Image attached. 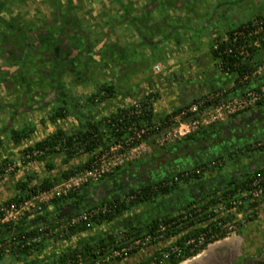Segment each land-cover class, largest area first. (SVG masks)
Masks as SVG:
<instances>
[{
    "label": "rangeland",
    "instance_id": "obj_1",
    "mask_svg": "<svg viewBox=\"0 0 264 264\" xmlns=\"http://www.w3.org/2000/svg\"><path fill=\"white\" fill-rule=\"evenodd\" d=\"M7 1L3 2L4 11H0V17L24 14L26 20L32 17H37V22L55 20L49 0ZM98 1L89 3L84 0L79 5L81 10L78 6L74 8V5L66 7L73 18L63 20L69 33L75 29L91 40H103L98 45L100 51L95 55L98 60L93 61L91 72L86 76L81 75L85 79L82 87L66 90L69 103L61 111L65 114L64 119H49L57 106L49 101L50 96L46 95L48 87L42 84L37 74L34 82L17 78L22 82L19 84L21 86L13 88L14 96L5 99L6 103L0 106V208L9 203L17 205L15 218L8 216L10 222H0V264H37L63 250L124 230L129 225L166 214L179 215L188 210L191 211L189 215H194L197 221H217L219 229L228 231L222 239L208 243L195 256H207L210 251L217 256L223 250L240 244L239 257L233 264H256L255 258H264V192L256 196L254 187L247 184L242 191L238 190L232 195L230 190L234 184H228L231 181L240 183L247 179L250 172L264 167V136L254 140L247 148L237 147L185 166L182 169L185 171L183 178L191 177L194 173L200 174V177L181 182L165 196L126 210L110 222L95 225L93 221L99 214L109 211L106 199L97 198L103 193V188L115 189L121 173L149 165L160 174L155 181L170 183L169 177L176 171L175 164L164 162V159L173 158L172 148L179 147V153H182V147L199 139L201 133H212L231 120L242 116L246 118L250 113L264 110V0L249 1L251 14L257 11L262 14V20L256 19L258 13L255 18L250 15L248 22L251 23L238 34L235 33L247 49V54L238 55V58L243 62L250 61L252 68L242 78L226 72L219 58L211 55L212 49L229 40L226 32L216 30L209 34L205 31L195 35L202 26L201 20L206 18L207 10L209 12L211 0H169L167 4L163 0H141L139 4H143L148 12V20H142L144 8L140 5L135 6L131 15L136 18L135 23L143 36L136 29L138 35L132 32V36L128 29L131 25L123 19L127 6L121 8L112 0ZM133 1L138 5V0ZM63 10L61 8L60 13ZM164 14L166 17H163ZM100 15L107 17L106 25L98 22ZM93 25H100L101 29L109 26L112 30L105 34L106 29L101 30L94 36L91 34ZM44 33L48 34V31ZM255 41L257 45H254ZM44 78L46 80L47 76ZM68 78L70 76H63L62 82ZM105 85L111 86L113 92L102 90ZM195 103H198L196 111L189 110ZM130 107L140 114L139 109H150L154 124L149 126L142 123L139 129L124 134L119 141L111 139L105 147L99 146L89 153L80 152L69 161L65 160V149L58 144L47 147L48 152L44 154H41L42 151L35 156L24 154L28 147L59 129L69 134L82 128L86 121L102 120L119 108ZM183 110L185 114L179 116ZM28 124H32L34 130L28 137L14 142L12 130L17 131ZM106 130V127L102 128L103 132ZM189 137L194 138L189 140ZM74 167L81 168L75 174L61 178L62 173ZM169 167L174 171L168 170ZM45 179L52 182L48 190H38L24 201L7 202L17 193V183L26 182L34 186ZM210 181L216 185L215 189L193 196L199 186ZM219 183H222L220 187ZM72 193L80 194V200L64 205L70 201L67 197ZM124 199H127V195L120 197V200ZM211 199L212 205L202 210L200 207ZM237 200H241L240 205L233 204ZM252 201L258 204L246 207ZM70 207L71 211L58 216ZM17 224H22V228ZM173 224L170 223L169 227ZM77 227L84 229L66 236ZM31 229H36V233L19 243L17 234ZM174 240L175 237H162L159 234L141 241L137 247L129 240L122 245L125 252L118 254V259L103 264H147L143 260L155 251L159 253L155 257L162 259L175 250L172 247ZM37 243L44 245L39 251ZM29 246L31 249L27 251L30 254L26 258L19 257V252ZM214 258L207 262L205 260V263L214 264ZM77 264L85 263L81 259Z\"/></svg>",
    "mask_w": 264,
    "mask_h": 264
},
{
    "label": "flooded vegetation",
    "instance_id": "obj_2",
    "mask_svg": "<svg viewBox=\"0 0 264 264\" xmlns=\"http://www.w3.org/2000/svg\"><path fill=\"white\" fill-rule=\"evenodd\" d=\"M4 1L6 2L7 0H0V11H4ZM83 1L84 0H49L48 4L51 5L50 7L54 14L53 17L55 18L54 21L49 23L44 19L37 22V17L26 20L24 14L14 17H0V90L3 89V91H0L2 97L0 106L6 103L5 99L14 96L12 89H17V87L21 86L19 85L22 84L20 80L34 82L37 74L42 84L44 83L43 85H47L48 87L46 95L50 96L49 101L56 103L57 107L55 111H53V114L64 111V109L67 108L66 103H69V99L66 97V90L69 91L82 87L81 85L85 82L82 76H86L91 72L90 68L92 64L95 63L93 61L97 62L98 59H96L95 55L99 53L100 50L98 49V45L101 40H103L101 38L99 40L97 39V41L95 38L91 40L89 37H86L84 33L78 32L75 29L69 33L66 25L63 24V20L73 19L70 17V12L67 11L66 7L70 8L71 5H74V8L78 6L79 10H81V6L79 5H81ZM91 1L95 0H87L89 3H91ZM147 1L150 2L149 0ZM168 1L169 0H163L166 4ZM249 1L254 2V0H211L208 5L209 12L207 10L206 18L201 20L202 26H200L198 29L199 32H196L195 35L197 36L199 33H204L205 31L209 34L215 33L216 30L226 32L239 24L250 21L249 16L252 15L254 17L258 12L256 11L251 14L249 10L252 5L249 4ZM112 2L116 5H121V8L127 6L125 11L126 14H124L125 17L123 19L129 21L131 26L128 27V29L131 33L134 32L135 35H138V33H140V28H138L137 23H135L136 18L131 14L134 13L135 6L140 5L139 2H141V0H138V2L136 1L138 5L134 4L135 1L133 0H112ZM141 6H143V4L139 7ZM61 8H64L62 13L59 11ZM145 10V8L142 10V20L144 22L148 20V12ZM65 12H67V14ZM218 14L220 15L218 16ZM259 14L260 13L256 16ZM163 17H166V14H164ZM106 18L105 15H100L98 22L106 25ZM231 25L233 26L231 27ZM93 27L91 29V34H94V36L101 32V30L103 31L106 29L104 34L112 30V27L109 26H104L103 29H101L100 25H93ZM174 27L176 26H172V28ZM44 29L48 31V34L44 33ZM91 34L89 33L88 35ZM133 35L132 33V36ZM139 35L143 36V33ZM149 40L150 39L147 38V41ZM117 43L119 45L120 40L117 41ZM65 75L70 76V78L67 79L68 82L65 80L63 83L62 77ZM44 76H47L46 80ZM17 78L20 80H17ZM5 87L7 88L8 95H6ZM51 115H49V119ZM64 117L65 114L62 118L57 119H64ZM208 134L210 135L207 137L206 135ZM208 134L205 135L206 138L200 137L195 142L186 145V147L182 149V153H179L180 149L173 151V158H166L167 160L164 159V162L168 161L171 164H175L174 168H184L185 166H191L196 162L208 159L209 157L224 153L231 149H236L237 147L247 148L254 140L264 136V110H260L257 113H250L246 118L242 116L236 120H231ZM148 166L149 165H146L139 167L137 170H127L121 173L118 176V184L115 189L103 188V193L97 200L126 196L137 187L159 179L160 174L158 175L156 170ZM155 168L159 169V167ZM171 169V167L168 168V170ZM142 174H144V176ZM221 185L222 183H219L218 187ZM215 188L216 185L213 181H210L204 186H199L195 190L193 196L197 197V195H202ZM239 245L240 244L237 246L233 245L227 250L220 252L217 256H213V252L211 251L210 257H215L214 264H233L234 260L237 259L240 254ZM255 260L256 264H264V258H261V256L255 258Z\"/></svg>",
    "mask_w": 264,
    "mask_h": 264
},
{
    "label": "trees",
    "instance_id": "obj_3",
    "mask_svg": "<svg viewBox=\"0 0 264 264\" xmlns=\"http://www.w3.org/2000/svg\"><path fill=\"white\" fill-rule=\"evenodd\" d=\"M261 17L262 14H259L258 16H256V19H260ZM250 23L251 22L242 23L237 25L236 27L231 28L230 30H227L226 33L228 34V37H232L234 32H240L245 25H248ZM239 43H241V41H236L235 44L237 45ZM229 49L231 50V53L227 52V50ZM211 55L214 58H219L222 68L230 74H236V78L244 77L249 73L250 69H252L250 61L243 62L237 57L235 48L232 46L230 40L229 42H222L218 44L216 49L211 50ZM102 90H105L108 93L113 92V88L108 85L103 86ZM195 99L196 98H194L192 101L194 102ZM139 112H141V114L138 113V111H135L134 107H130L127 109L119 108L109 117L102 120L86 121L83 124L82 128L75 129L72 133L68 134L59 129L54 134L28 147L24 151V154L35 156L33 154V152L35 151H42L41 154H44L48 152L46 149L47 147L52 148L54 145L58 144L62 149H65V160L69 161L74 155H77L80 152L89 153L99 148V146L105 147L111 139L119 141L124 134H130L133 130L139 129L142 123H147V125L149 126L154 124L153 113L150 109L145 110L144 108H142L139 109ZM173 113H176V111H174ZM63 116V113L59 111L51 115L50 120L54 121L55 119L62 118ZM105 127L107 130L106 132H103L102 128ZM129 127L132 128L128 130ZM33 130L34 126L32 124H28L27 126H24L17 131L12 130L13 141L18 143L20 140L28 137ZM201 134L199 138L205 137L203 133ZM209 135L210 134L206 136L208 137ZM192 138L194 137H189V140ZM193 142L195 141H190L189 144ZM185 147L186 146H183L182 148ZM178 148L179 147L172 148L171 151H176ZM6 161L7 160H5L4 162ZM204 164L205 163H203L202 165ZM80 168L81 167H74V169L65 171L61 174V178L65 179L68 176L75 174L76 171H78V169ZM175 169L176 171H174ZM182 169L183 168L179 167L174 168V170L171 169L174 172L171 171L172 173L168 180L170 181V183L162 184V181H155L154 183L144 184L143 186H139L129 194H127V199L124 200H120V198H107L106 202L110 206L109 211L104 214H99V216L94 219L93 224L100 225L103 222H110L115 217L121 216L126 210L140 206L144 203L152 202L159 197L167 195L171 190L177 188L181 182L185 183L189 181L190 178L200 177V174L194 173L191 177L183 178L182 176L185 171H183ZM262 172H264V167H259L256 170L250 172L247 179H245L244 181L240 183H235L236 181H231V183L229 182L228 186L234 184L232 189L230 190V193L233 195L238 192V190L242 191V187L244 188L245 185L258 181ZM261 183L262 182H256L255 190H261V188H264V182L262 184ZM51 186L52 182L48 179H45L38 185L34 186H29L26 182H19L16 184V188L18 190L17 193L7 202L24 201L30 196L36 194L38 190L45 191L48 190ZM78 198H81L80 194L72 193L67 197V199H69L70 201H66L64 205H68L69 203H78V200H80ZM212 203L213 199L208 200V202L203 204L200 208L204 210L205 208H207V206L212 205ZM256 204H258L257 201H252L249 202L246 207H251ZM240 208L242 209L243 207L241 206ZM80 210L81 209L77 210V213ZM190 212L191 211L188 210L187 212L181 213L179 215L166 214L151 218L135 225H129L124 230L116 231L114 233L98 237L91 241H86L68 250H63L48 259L38 262L37 264H67L71 262L73 263L78 258L83 259V262L85 264H95L100 259L108 255H112L114 251L120 250L122 245L127 244V241L131 240L132 243L137 240L144 241L147 237H152L157 232H162L163 236H166L168 238L175 237V240L172 242V247H179V252H169L164 258L160 259L158 257H155L159 254L157 251H155L150 257L144 259L143 262H147V264H149L154 260L155 264H179L184 260L198 254L206 247L208 243L222 239L228 232L227 230L222 231L221 229H219L216 226L217 221H210L208 223L197 221L196 218L193 217L194 215H189ZM1 214L2 213L0 212V216ZM51 220H54V218L51 217ZM172 222H174L173 226L169 227L170 223ZM21 225L22 224H17V227L20 228ZM10 227L11 225L9 226V228ZM161 227H164L163 231H160ZM9 228H7L6 230H8ZM78 229L84 228L77 227L75 229H71V231L66 236H70ZM217 232L221 233L218 235H214ZM35 233L36 229L22 231L17 234V241H19V243H22L25 241L26 237H31ZM203 233H207L206 236H209L210 238L206 239L200 246H195L199 237ZM21 236H24V238H20ZM43 246V243H37V251H39ZM29 249H31L30 246L25 247L22 251L19 252L18 256L26 258L30 254V251H27ZM118 258L119 257H115V259Z\"/></svg>",
    "mask_w": 264,
    "mask_h": 264
},
{
    "label": "built area",
    "instance_id": "obj_4",
    "mask_svg": "<svg viewBox=\"0 0 264 264\" xmlns=\"http://www.w3.org/2000/svg\"><path fill=\"white\" fill-rule=\"evenodd\" d=\"M260 20H262L261 18L259 19V21ZM248 31V30H247ZM235 33H239V32H234L233 33V35H232V37H230L229 38V40H230V42H231V44H232V46L235 48V53H236V55H237V57H238V55H243V54H247V49L245 48V45H243L242 44V40L239 38V37H236V35H235ZM238 36V35H237ZM229 40L228 41H226V42H229ZM234 40V41H233ZM236 41H241V43H239V44H235L236 43ZM242 44V45H241ZM254 45H257V42L255 41L254 42ZM217 48V47H216ZM227 52H229V53H231V50L229 49V50H227ZM261 67V66H260ZM259 67V68H260ZM157 69H158V67H156ZM247 75V74H246ZM198 104V103H197ZM196 103L195 104H192L191 106H190V108H189V110H191V111H196V109L198 108V105H197ZM185 114V111L183 110V111H181V113L179 114V116H181V115H184ZM41 153V151H35V152H33V154L34 155H36V154H40ZM9 166V165H8ZM10 168V167H9ZM263 173V172H262ZM261 173V175H260V178H259V180L258 181H256V182H264V175ZM0 177H1V172H0ZM256 182H254V183H251V184H249V185H252L253 187H254V191H255V194H256V196H259V195H261L263 192H264V188L262 189L261 188V190H255V184H256ZM261 183V184H262ZM233 204H235V205H240L241 204V200H237V201H234L233 202ZM0 212L2 213L1 214V216H0V222L1 223H7V222H10V220L8 219V216L9 217H13V218H15V216L17 215V205L16 204H14V203H9V204H7V205H5L4 207H1L0 208ZM12 220V219H11ZM164 230V227H161V229H160V231H163ZM219 233H221V232H219ZM156 234V235H155ZM152 237H155V236H158L159 234H161L162 235V237H163V234H162V232H157V233H155ZM206 234L207 233H203V234H201V236L199 237V239H198V241H197V244L195 245V246H200L206 239H208V238H210L209 236L207 237L206 236ZM214 235H218L217 233L216 234H214ZM152 237H147L145 240H147V239H151ZM212 237V236H211ZM144 240V241H145ZM140 240H137V241H135V242H133L132 243V245L134 246V247H137L138 245H140ZM143 242V241H142ZM175 248V250L174 251H171L172 253H176V252H179V247H174ZM124 249H123V247H121V249L120 250H116V251H114L113 253H112V255H108V256H106V257H104V258H102V259H100L99 261H97L95 264H103V262H108L109 260H111V259H115V257H118V254H123V252H125V251H123ZM81 260V258H78L76 261H74L73 263L71 262V263H67V264H77L79 261ZM150 264V263H149ZM151 264H155L154 263V261L151 263Z\"/></svg>",
    "mask_w": 264,
    "mask_h": 264
},
{
    "label": "bare ground",
    "instance_id": "obj_5",
    "mask_svg": "<svg viewBox=\"0 0 264 264\" xmlns=\"http://www.w3.org/2000/svg\"><path fill=\"white\" fill-rule=\"evenodd\" d=\"M211 252V251H210ZM210 252H209V254H210ZM199 258V259H198ZM198 258H195L193 261H190V262H186V263H191V264H203V263H205V260H206V262L207 261H209L210 260V258H212V257H210V255H205V256H201V257H198ZM198 259V261L196 262V260ZM209 259V260H208ZM194 262V263H193ZM186 263H184V264H186ZM206 264V263H205Z\"/></svg>",
    "mask_w": 264,
    "mask_h": 264
},
{
    "label": "water",
    "instance_id": "obj_6",
    "mask_svg": "<svg viewBox=\"0 0 264 264\" xmlns=\"http://www.w3.org/2000/svg\"><path fill=\"white\" fill-rule=\"evenodd\" d=\"M72 210V207H70V208H68V209H66V210H64V211H62V212H60V214L58 215V216H63V215H65V214H67L69 211H71ZM57 216V217H58ZM202 255H199V256H194L193 257V259H189V261H186V262H190V261H193L195 258H198V257H201Z\"/></svg>",
    "mask_w": 264,
    "mask_h": 264
}]
</instances>
